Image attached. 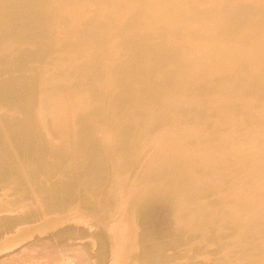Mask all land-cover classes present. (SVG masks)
I'll use <instances>...</instances> for the list:
<instances>
[{
  "label": "bare ground",
  "instance_id": "obj_1",
  "mask_svg": "<svg viewBox=\"0 0 264 264\" xmlns=\"http://www.w3.org/2000/svg\"><path fill=\"white\" fill-rule=\"evenodd\" d=\"M0 194L86 228L0 264H264V0H0Z\"/></svg>",
  "mask_w": 264,
  "mask_h": 264
},
{
  "label": "rangeland",
  "instance_id": "obj_2",
  "mask_svg": "<svg viewBox=\"0 0 264 264\" xmlns=\"http://www.w3.org/2000/svg\"><path fill=\"white\" fill-rule=\"evenodd\" d=\"M0 205L2 204V203H4V202H2V201H4L3 199V195L2 194H0ZM48 216V218L50 217V219H51V217H54L55 216V214H52V215H47ZM46 216V217H47ZM48 218H42V219H40L41 221L40 222H37L36 224H33V225H24V226H20L19 228H21V230H19V232H12V233H7V234H0V241H2V240H4L5 238L7 239V238H9V239H13V238H15L16 239V241L18 242V241H21V243L22 244H24V243H26V242H28V241H32V240H34V239H36V236H38V238H40V239H42L43 238V240H46V239H48V238H52L51 240H49V241H52L54 238H56V237H58L60 234H62L63 236H68V234L67 235H65V233H67V232H69V231H72V230H76V229H80V230H85L86 228H84V227H82V226H77V225H70V224H65V225H57V222L56 221H54V220H52L51 219V221L49 222V225H51L50 227V229L48 230V229H46L47 227H46V224H47V220H48ZM176 224H177V226H179V224H180V221H178V222H176ZM69 227V228H68ZM45 228V229H44ZM94 228V227H93ZM223 228L224 227H217L216 229H215V231H217L218 232V235H220L219 234V232L221 233V230L223 231ZM38 229H40V230H38ZM54 229V230H53ZM30 232V233H29ZM35 232V233H34ZM216 232V233H217ZM15 233V234H14ZM17 233V234H16ZM34 233V234H33ZM204 233V232H203ZM14 234V235H13ZM2 235V236H1ZM4 235H5V237H4ZM33 235V236H32ZM57 235V236H56ZM61 235V236H62ZM211 235V234H210ZM209 235V236H210ZM8 236V237H7ZM30 236V237H29ZM35 236V237H34ZM56 236V237H55ZM203 236H205L204 237V239H203ZM209 236H208V234H200V236H199V238L197 239L198 240V245L200 246V250H201V252H203V253H201V254H199L198 255V257L200 258H202V256H206L205 258H207V256H208V258H211L212 257V254L214 253V251H215V249L218 247V243H216V242H211L210 241V239H209ZM3 237V238H2ZM28 237V239H26ZM68 237H70V236H68ZM85 237V236H84ZM84 237L82 236V237H79V238H76V241H77V239L78 240H83L84 239ZM44 238H46V239H44ZM70 238H72V237H70ZM86 238V237H85ZM264 234L263 235H260L259 236V238L257 239V241H258V243H260L261 245H264ZM25 240V242H23ZM27 240V241H26ZM205 240V241H204ZM48 241V240H47ZM221 244L223 243V241H219ZM19 243V242H18ZM201 245H200V244ZM209 243V244H208ZM78 245V244H77ZM252 245V246H251ZM210 246H212V247H210ZM254 245H253V243H248L247 245H242V244H239V243H236V244H233L232 246H230V247H227V249H226V252L229 254V256H227L226 258H223V259H221L220 261V263H223V264H235V263H237V260L239 261L240 259H241V257L243 258V256H245L246 255V251H244V248H247L248 247V250H250L249 251V253L247 252V254H250V256H252V258L253 257H257V254H259V250H255V249H253V248H250V247H253ZM208 247V248H207ZM238 247H240L239 248V250H238ZM212 248V249H211ZM232 248V249H231ZM236 248V249H235ZM212 251H211V250ZM235 249V250H234ZM242 249H243V253H242ZM208 250V251H207ZM239 251V252H238ZM252 251V252H251ZM205 252V253H204ZM233 253V254H232ZM245 253V254H244ZM252 254V255H251ZM237 257L239 258V259H237ZM205 258H202V259H205ZM233 258V259H232ZM228 260H230L229 261V263L227 262ZM224 262H226V263H224ZM234 262V263H233ZM238 264V263H237Z\"/></svg>",
  "mask_w": 264,
  "mask_h": 264
}]
</instances>
